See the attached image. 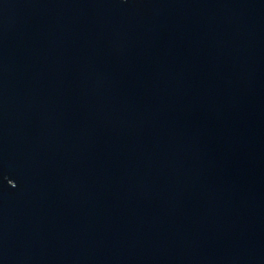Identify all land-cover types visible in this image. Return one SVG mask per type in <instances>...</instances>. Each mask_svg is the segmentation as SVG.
Segmentation results:
<instances>
[{"label":"water","instance_id":"obj_1","mask_svg":"<svg viewBox=\"0 0 264 264\" xmlns=\"http://www.w3.org/2000/svg\"><path fill=\"white\" fill-rule=\"evenodd\" d=\"M0 264H264V0H0Z\"/></svg>","mask_w":264,"mask_h":264}]
</instances>
